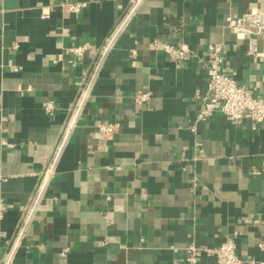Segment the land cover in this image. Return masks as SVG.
Masks as SVG:
<instances>
[{
    "label": "crops",
    "instance_id": "obj_1",
    "mask_svg": "<svg viewBox=\"0 0 264 264\" xmlns=\"http://www.w3.org/2000/svg\"><path fill=\"white\" fill-rule=\"evenodd\" d=\"M255 6L264 0H0V264H191L188 245L228 238L259 264L264 123L216 113L191 131L210 44L264 101V61L228 26ZM155 40L193 56L178 62ZM78 44L91 47L82 59ZM99 124L116 132L101 137Z\"/></svg>",
    "mask_w": 264,
    "mask_h": 264
},
{
    "label": "built area",
    "instance_id": "obj_2",
    "mask_svg": "<svg viewBox=\"0 0 264 264\" xmlns=\"http://www.w3.org/2000/svg\"><path fill=\"white\" fill-rule=\"evenodd\" d=\"M88 2L68 4L71 13L78 14L86 8ZM49 17V12L43 11L42 18ZM228 26L233 30L239 40L248 43L249 55L264 61V8L251 7L240 17L228 18ZM91 47L87 44H78L70 49V52L82 59ZM154 50L164 52L174 60L181 62L189 60L193 54L186 46H174L162 40H155ZM223 44H210L208 55L204 63L208 75L207 91L201 96L202 107L195 124L191 125V131L196 132L198 122L212 117L216 113L222 114L233 125H241L246 119L254 125L264 123V101L260 100L245 84L237 82L235 77L225 70V58L223 56ZM136 99L145 102L147 94H138ZM47 111L54 109L53 103H48ZM115 124H99L98 133L101 137H109L116 132ZM262 252L264 264V239L258 245ZM187 261L197 263L202 255L214 257V264H257L253 260L243 259L237 252V245L231 238L217 248H203L190 244L187 247Z\"/></svg>",
    "mask_w": 264,
    "mask_h": 264
}]
</instances>
